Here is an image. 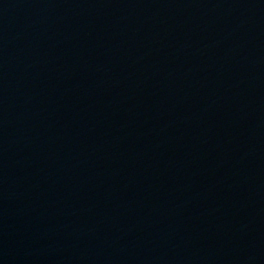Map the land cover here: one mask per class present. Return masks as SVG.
Wrapping results in <instances>:
<instances>
[{
  "label": "water",
  "instance_id": "water-1",
  "mask_svg": "<svg viewBox=\"0 0 264 264\" xmlns=\"http://www.w3.org/2000/svg\"><path fill=\"white\" fill-rule=\"evenodd\" d=\"M0 264H264V0H0Z\"/></svg>",
  "mask_w": 264,
  "mask_h": 264
}]
</instances>
